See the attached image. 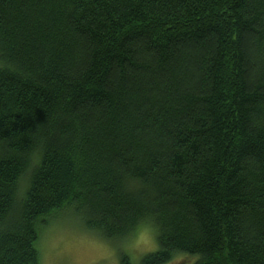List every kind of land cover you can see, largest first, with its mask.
Here are the masks:
<instances>
[{"label":"trees","instance_id":"trees-1","mask_svg":"<svg viewBox=\"0 0 264 264\" xmlns=\"http://www.w3.org/2000/svg\"><path fill=\"white\" fill-rule=\"evenodd\" d=\"M0 62V264L67 208L150 222L141 264H264V0H0Z\"/></svg>","mask_w":264,"mask_h":264},{"label":"rangeland","instance_id":"rangeland-1","mask_svg":"<svg viewBox=\"0 0 264 264\" xmlns=\"http://www.w3.org/2000/svg\"><path fill=\"white\" fill-rule=\"evenodd\" d=\"M24 185L23 183V187ZM47 223L40 231L39 264H44L45 260L48 264H87L96 254L97 245H107L115 249L117 264H122L123 256L128 257L129 264H141L146 255L153 253H130L125 250L123 245L133 234L121 241L104 240L98 232L89 230L83 216L75 214L72 208L57 211ZM182 264H191V260H185Z\"/></svg>","mask_w":264,"mask_h":264},{"label":"clouds","instance_id":"clouds-1","mask_svg":"<svg viewBox=\"0 0 264 264\" xmlns=\"http://www.w3.org/2000/svg\"><path fill=\"white\" fill-rule=\"evenodd\" d=\"M7 68L10 71L15 70V66L12 64H6L0 62V69ZM32 164L39 165L41 161V153L39 149H36L31 154ZM23 182V178H21ZM134 183V181H133ZM26 187V184L24 185ZM21 194H23V188L21 189ZM158 232L155 227L150 222H146L140 225L133 235L125 242L123 247L130 253L135 252H155L159 249L157 243ZM116 252L115 249L107 245H97L96 254L91 257L87 264H100V262L107 261L108 264H117L115 259ZM191 260V264H196L199 259L198 256L190 257L188 253L178 252L173 254L172 258L167 262V264H182L185 260ZM44 264H48L47 260Z\"/></svg>","mask_w":264,"mask_h":264}]
</instances>
